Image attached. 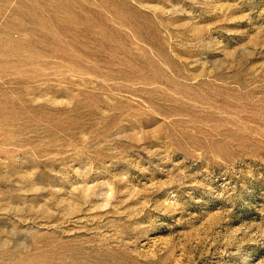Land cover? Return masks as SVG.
Segmentation results:
<instances>
[{"label":"rangeland","instance_id":"obj_1","mask_svg":"<svg viewBox=\"0 0 264 264\" xmlns=\"http://www.w3.org/2000/svg\"><path fill=\"white\" fill-rule=\"evenodd\" d=\"M0 264H264V0H0Z\"/></svg>","mask_w":264,"mask_h":264}]
</instances>
